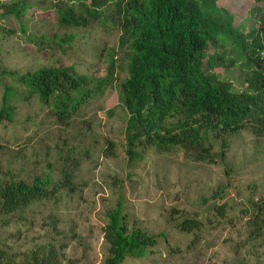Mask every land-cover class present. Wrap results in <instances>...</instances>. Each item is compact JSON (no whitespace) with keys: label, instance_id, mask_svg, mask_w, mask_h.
<instances>
[{"label":"rangeland","instance_id":"1","mask_svg":"<svg viewBox=\"0 0 264 264\" xmlns=\"http://www.w3.org/2000/svg\"><path fill=\"white\" fill-rule=\"evenodd\" d=\"M13 1L0 0L7 6ZM29 1L33 7L20 20L0 17L2 70L25 74L42 67H74L80 75L109 78L111 85L66 124L54 121L52 110L37 101L18 102L14 122L0 124V182L30 181L56 171L62 165V149L79 143L88 151L75 172L76 189L67 192V199L19 213L13 224L0 228L1 239L19 253L47 242L61 245L65 263L104 264L107 214L121 202L130 227L158 240L146 257L128 258L123 264H264V228L253 237L256 228L245 210H255L264 201V135L245 128L227 136L224 145L213 144L211 160L170 146L167 151L145 148L138 159L130 160L123 136L128 114L119 91L128 76V57L119 47L120 31L101 23L64 28L50 2ZM218 5L244 31L264 20V0H218ZM67 34H75V39L66 51L30 41ZM217 73L235 90L246 89L247 73L239 64ZM4 81L13 83L10 78ZM3 94L0 82V107ZM109 142L116 148L110 155ZM222 149L223 157L218 156ZM213 207H225V216H216ZM258 215L263 218L264 211ZM196 216L204 222L202 232L193 235L179 228L183 220ZM209 216L217 221L209 223Z\"/></svg>","mask_w":264,"mask_h":264},{"label":"trees","instance_id":"2","mask_svg":"<svg viewBox=\"0 0 264 264\" xmlns=\"http://www.w3.org/2000/svg\"><path fill=\"white\" fill-rule=\"evenodd\" d=\"M43 1L50 2L61 27L85 29L101 23L113 24L120 31L119 47L128 57V76L119 91L128 114L123 136L130 160L155 146L166 151L169 146L176 147L199 160H211L213 144L224 145L227 136L245 128L264 135V20L258 28L244 31L218 0ZM32 7L29 0H14L9 6L0 2V17L20 20ZM22 32H27L24 25ZM74 39L75 34H67L30 41L66 51ZM236 64L247 73L242 92L217 73ZM8 78L13 83L4 81ZM0 82L4 89L0 124L14 122L20 101H37L52 110L54 121L66 124L76 120L83 106L111 85L109 78L94 79L63 66L25 74L0 66ZM78 145L62 149V165L56 171L34 175L30 181L11 178L0 182V228L13 224L19 213L67 199V192L76 189L75 172L81 158L88 153ZM115 149L109 142L106 152L110 155ZM223 155L224 149L218 152V156ZM212 209L221 219L226 214L225 207ZM245 210L253 218L255 237L264 228V217L258 215L264 211V201L255 210ZM216 216L207 217L209 223L217 221ZM179 228L195 235L203 231L204 222L198 216L186 218ZM104 233L108 246L104 264L146 257L158 243L155 236L130 227L121 202L107 214ZM161 235L167 237L166 233ZM6 241L0 237V264H71L64 262L61 245L45 242L19 253Z\"/></svg>","mask_w":264,"mask_h":264}]
</instances>
